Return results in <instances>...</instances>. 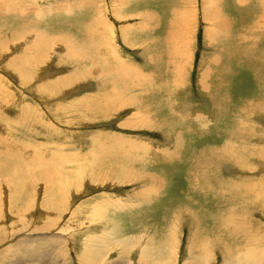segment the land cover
Returning <instances> with one entry per match:
<instances>
[{
  "label": "rangeland",
  "instance_id": "rangeland-1",
  "mask_svg": "<svg viewBox=\"0 0 264 264\" xmlns=\"http://www.w3.org/2000/svg\"><path fill=\"white\" fill-rule=\"evenodd\" d=\"M7 1L0 264H264V0Z\"/></svg>",
  "mask_w": 264,
  "mask_h": 264
},
{
  "label": "bare ground",
  "instance_id": "bare-ground-1",
  "mask_svg": "<svg viewBox=\"0 0 264 264\" xmlns=\"http://www.w3.org/2000/svg\"><path fill=\"white\" fill-rule=\"evenodd\" d=\"M187 2H188V6H186L187 8L188 7H190L189 8V10H192V6L194 5L193 4V1L192 0H187ZM7 4H9V1H7V0H1L0 1V11H3L6 7V5ZM7 7H10V6H7ZM8 9H11V10H13L14 8H8ZM187 12V11H186ZM175 21H177V20H174V22ZM93 22V21H92ZM95 24V23H94ZM99 24V23H98ZM96 25V24H95ZM172 27H175V23H173V26ZM99 28V27H98ZM101 30V29H100ZM94 33V32H93ZM101 33L102 32H100L97 36H99L100 38H101V40H102V38L103 37H101L100 35H101ZM104 36V35H103ZM178 39V38H177ZM183 40V39H182ZM182 40H178L177 42H180L181 41V43L183 42ZM100 41V40H99ZM103 42V41H102ZM91 43V42H90ZM64 46H66V45H64ZM168 46V45H167ZM178 46V45H177ZM50 47V46H49ZM68 47V46H67ZM87 47V46H86ZM97 47H99V46H97ZM43 48V47H42ZM176 48V47H175ZM174 47H173V51L171 52V49H170V47L168 48V52H167V54L169 53V54H171V56H173V53L174 52H177L178 51V49L179 48H176L175 49ZM240 48V47H239ZM169 49H170V51H169ZM181 49V48H180ZM101 51H102V49H100ZM239 51H240V49H238ZM70 51V50H69ZM80 51V50H79ZM43 52H44V54L46 53V50L44 51L43 50ZM99 53V52H98ZM236 54V53H235ZM238 54H240V53H238ZM41 55V54H40ZM102 55V54H101ZM100 56V55H99ZM88 57H90V56H88ZM106 57V56H105ZM233 58H235V55H233ZM90 59L92 60L89 64L91 65L92 63H95V61H94V59L93 58H91L90 57ZM88 61V60H87ZM259 62V61H258ZM85 64H86V62H85ZM94 65V64H93ZM121 65V64H120ZM88 66V65H87ZM89 68H91V66L89 67ZM129 68V67H128ZM88 69V68H87ZM102 70H104V69H102ZM128 70V69H127ZM223 72H225V69H221ZM135 71V70H134ZM264 75V74H263ZM136 82V81H135ZM110 83V82H109ZM110 85V84H109ZM111 86V85H110ZM139 86V85H138ZM114 87V86H113ZM118 91V90H117ZM187 120V119H186ZM185 120V121H186ZM110 136V135H109ZM12 141H9L8 143H6L7 145L6 146H8V145H11L12 143H11ZM10 148L11 147H9L8 148V150H10ZM110 156H111V154H110ZM16 157V156H15ZM2 165V164H1ZM4 165V164H3ZM99 165V164H98ZM8 166L9 167H11L12 166V163H8ZM4 170V169H3ZM141 173L143 174V175H141ZM127 174V173H126ZM48 176V175H47ZM135 176H138V177H140V178H142V179H148V180H154V181H156L157 180V178L156 177H154L153 175H147V173H145V172H139V173H137V175H135ZM45 177V176H44ZM43 177V178H44ZM52 177V176H51ZM133 177H134V174H133ZM11 178H12V176H11ZM13 178H15V177H13ZM17 179V178H16ZM11 181V180H10ZM13 181V180H12ZM28 183V182H27ZM58 183H60V182H58ZM157 183V182H156ZM159 183V182H158ZM10 184V183H9ZM20 185V184H19ZM244 185V184H243ZM30 186V185H29ZM64 186V185H63ZM242 186V185H241ZM20 187H21V185H20ZM241 189V188H240ZM155 190L154 189H152V192H154ZM236 193H238V191L236 192ZM219 194H221V193H219ZM226 194V193H225ZM239 195V194H238ZM215 196V195H214ZM223 196V195H222ZM221 196V197H222ZM237 195H234L233 197H236ZM151 197V196H150ZM229 199V198H228ZM224 200V199H223ZM12 203H14V202H12ZM11 203V204H12ZM9 207V206H8ZM228 209V208H227ZM236 211V210H235ZM238 211V210H237ZM245 212V211H244ZM233 214V213H232ZM241 214V213H240ZM235 216V215H234ZM235 218V217H234ZM237 218V217H236ZM244 223V222H243ZM242 225V224H241ZM244 226H245V224H244ZM247 226V225H246ZM246 226H245V228H246ZM242 227H243V225H242ZM221 228H223V229H225L226 230V232H220L221 234H224V235H226V236H230V238L231 237H233V238H235V237H240V233L237 231V229H235L236 228V225H232V221H230V218H228V219H226V223L223 225V221H222V226H221ZM239 229L241 228L240 226L238 227ZM229 230H231V233H230V231ZM241 230H243V228L241 229ZM245 230V229H244ZM246 232V231H245ZM224 235H221L220 237H223L224 238ZM241 236H242V234H241ZM247 236V235H246ZM236 240V242H239V241H237V238L235 239ZM245 240V237H243V240H242V242H243V244H244V241ZM250 244V243H249ZM235 245V244H234ZM246 245H248V244H246ZM246 245H244L245 247H247ZM205 247H206V245H205ZM244 247V248H245ZM238 249H240L239 248V246H238ZM246 254V256H248L247 255V252L245 253ZM252 255V254H251ZM254 257V256H253ZM258 257V256H257ZM256 257V258H257ZM251 259V258H250ZM237 260V259H236ZM242 260V259H241ZM245 260V259H244ZM253 261V260H252ZM251 261V262H252ZM248 262H249V260H248Z\"/></svg>",
  "mask_w": 264,
  "mask_h": 264
}]
</instances>
